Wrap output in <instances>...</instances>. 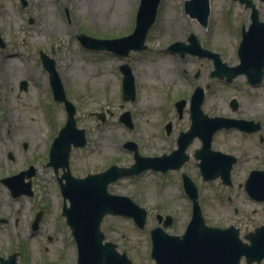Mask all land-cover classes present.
Instances as JSON below:
<instances>
[{
  "label": "rangeland",
  "instance_id": "1",
  "mask_svg": "<svg viewBox=\"0 0 264 264\" xmlns=\"http://www.w3.org/2000/svg\"><path fill=\"white\" fill-rule=\"evenodd\" d=\"M0 0V108L12 114H28L44 120L46 135L60 129L66 120L62 103L53 99L49 75L40 52L54 61L65 96L75 107L78 129L85 131L84 147L72 148L69 167L72 176L102 172L111 165L129 167L133 152L124 147L133 142L143 157H161L177 148V136L189 129V101L194 88L204 90L201 110L209 117L258 121L261 130L247 134L236 129L218 130L211 149L236 158L231 170V186L220 179L204 181L194 158L201 141L187 147L189 160L178 171L146 170L108 185V192L129 197L146 211L143 229L132 218L105 216L101 222L104 242H112L125 252L132 264H155L150 256V231L162 227L157 215L172 218L164 228L169 235L184 233L191 218L192 204L184 192L181 174L195 184L204 223L210 227H235L239 237L264 225V201L248 197L244 182L250 170H264V77L252 87L244 76L226 83L210 77L213 63L206 58L169 50L194 35L202 48L218 53L228 66L237 65V43L242 28H248L249 9L235 0H208L207 24L201 25L184 10L185 0H160L156 20L149 29L146 48L121 57L107 51L85 49L78 39L84 34L97 39H115L130 34L136 23L140 0ZM264 21V4L251 0ZM179 20L175 22V16ZM127 65L134 79L135 99H122V72ZM82 69V71H79ZM196 71L199 75L194 77ZM26 83V90L20 83ZM151 83L150 89L145 86ZM235 98L234 112L229 101ZM186 105L178 118L175 102ZM112 108H109V105ZM129 113L131 127L119 120ZM98 115H102L98 117ZM171 122L167 135L165 124ZM45 133V131H44ZM44 133L42 134L44 136ZM54 138L48 141V147ZM52 168L39 171L33 196L14 200L15 226L0 234V253H17V264H76L77 248L62 215L63 199ZM68 205V202H67ZM42 212L38 229L31 223ZM240 264H247L242 257ZM256 264V263H252ZM264 264V259L259 263Z\"/></svg>",
  "mask_w": 264,
  "mask_h": 264
},
{
  "label": "water",
  "instance_id": "2",
  "mask_svg": "<svg viewBox=\"0 0 264 264\" xmlns=\"http://www.w3.org/2000/svg\"><path fill=\"white\" fill-rule=\"evenodd\" d=\"M252 8L251 24L247 30H242L238 55L240 64L229 67L222 62L218 53L200 47L194 35H189L188 42H176L169 46L173 52L182 56L186 53L199 58L213 61L214 69L211 78L231 82L235 77L245 74L251 85L259 84L264 74V22L258 18V11L251 0H238ZM264 2V0H262ZM160 0H140L136 15V25L131 34L116 39H95L86 35H77L81 45L88 50L109 51L119 56H127L130 51H140L146 48V35L156 19ZM22 6L26 1L21 0ZM184 9L190 17L196 18L200 24H207L209 15L208 0H187ZM5 43L0 37V48ZM44 69L49 75V85L55 101L63 103L66 111V121L54 139L50 152L49 163L55 173L60 168L62 174L58 179L60 192L63 198L62 215L71 230L77 247L76 264H132L125 252L119 253L116 245L105 242L104 234L100 229L102 219L106 215L131 217L134 223L143 229L146 221V211L134 203L129 197L115 195L108 192V185L124 178L139 175L146 170L161 171L178 170L188 160L186 153L188 145L194 138H199L201 147L194 153L199 160L198 166L204 180L220 178L224 185H231L230 171L236 163L232 155L224 154L211 149L213 134L220 129L237 128L246 132H257L261 125L254 121L236 120L223 117H209L201 110L204 90L196 87L190 98L191 124L186 132H180L177 138V148L169 155L161 157H143L138 153L133 142H126L124 147L134 153V163L129 167L109 166L106 170L95 174H88L83 178L71 175L69 157L72 147H84L86 144L85 131L76 127L75 107L67 100L62 83L55 70L54 61L45 54H40ZM123 74L122 99H135L134 79L127 65L120 67ZM199 71L195 74L197 77ZM21 89H26V83H21ZM185 100L175 103L178 118L182 117ZM232 111L237 109L236 99H231ZM99 116V115H98ZM101 119H103L101 115ZM119 120L131 127L129 113H123ZM171 131V122L165 125L168 135ZM183 187L192 202V216L181 236L169 235L164 231L171 222L170 216L158 215V222L162 227L150 231L151 258L155 264H240L242 257L247 264H259L264 259V225L254 229L244 236L248 242H243L239 231L233 226L228 228L209 227L204 223L198 204L197 189L191 179L182 175ZM20 187H23L20 189ZM14 196L23 194L32 195L30 184L12 185ZM248 196L256 201H264V170H252L244 183ZM67 202L69 203L67 205ZM37 213L32 222V229L36 230L41 218ZM2 264H16V254Z\"/></svg>",
  "mask_w": 264,
  "mask_h": 264
},
{
  "label": "flooded vegetation",
  "instance_id": "3",
  "mask_svg": "<svg viewBox=\"0 0 264 264\" xmlns=\"http://www.w3.org/2000/svg\"><path fill=\"white\" fill-rule=\"evenodd\" d=\"M252 4L256 7L254 3ZM256 9L258 10L257 7ZM258 14L260 16L259 10ZM249 20L251 21L250 17ZM238 45L236 55L239 64ZM245 78L250 85L247 77ZM44 122L28 114H12L5 104L0 108V234L8 235L15 226L14 200L16 197L11 186L30 184L32 192L30 196H33V185L39 171L48 167L51 146L48 147V141L57 136L60 127L53 128L52 134L48 137ZM10 255L5 256L0 253V264H2L1 260H6Z\"/></svg>",
  "mask_w": 264,
  "mask_h": 264
},
{
  "label": "bare ground",
  "instance_id": "4",
  "mask_svg": "<svg viewBox=\"0 0 264 264\" xmlns=\"http://www.w3.org/2000/svg\"><path fill=\"white\" fill-rule=\"evenodd\" d=\"M179 18H180L179 15H176L175 16V22L176 23L178 22ZM79 71H82V69H79ZM145 86H147L150 89L151 83L148 82L147 84H145ZM107 105H109V104H107ZM109 108H112L114 110V108L112 107V105H109Z\"/></svg>",
  "mask_w": 264,
  "mask_h": 264
}]
</instances>
